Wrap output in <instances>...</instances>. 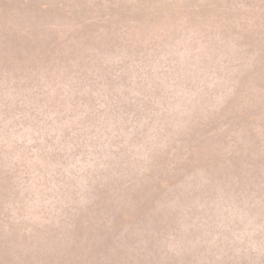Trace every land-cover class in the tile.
Returning a JSON list of instances; mask_svg holds the SVG:
<instances>
[{"label": "rangeland", "instance_id": "rangeland-1", "mask_svg": "<svg viewBox=\"0 0 264 264\" xmlns=\"http://www.w3.org/2000/svg\"><path fill=\"white\" fill-rule=\"evenodd\" d=\"M15 1L0 2L1 264H45L104 225L127 264H257L264 0H222L255 13L236 31L237 14L199 16L211 0ZM232 98L257 118L243 130Z\"/></svg>", "mask_w": 264, "mask_h": 264}, {"label": "trees", "instance_id": "trees-1", "mask_svg": "<svg viewBox=\"0 0 264 264\" xmlns=\"http://www.w3.org/2000/svg\"><path fill=\"white\" fill-rule=\"evenodd\" d=\"M15 0H0L1 4H5L6 6L10 5V7H13L15 4L16 5H20L22 6V4H25V2H17ZM167 1V3L172 2V0H165ZM140 2H142L143 4H146V0H137V2H135V5L137 3H139V5L141 4ZM210 3H206L204 7L202 8H198L197 12H200L199 16H206L208 14H224L226 17H232V14H239L238 10H234L233 7L230 4H224V2L222 0H211L209 1ZM255 3H259V0H256ZM173 4H175L174 6H172V10H175L177 13L180 12V7L179 5H176L175 1L173 2ZM133 4H128L126 5V11L129 13H133V8L134 6ZM45 5H41V8H44ZM255 8V7H254ZM191 12L195 13L194 10L192 9ZM110 14V13H109ZM111 15V14H110ZM153 14H151L150 12H148L147 16L148 18L151 17ZM231 15V16H230ZM242 15V17H241ZM255 13H249V12H245L244 14H240L237 16V18H233L232 19V25L233 28H235V31L237 29V26L235 25V22L239 23L238 25L241 26L242 28H246L249 27L247 22L251 19H253ZM262 16V15H261ZM111 18V17H110ZM153 19V17H152ZM242 21V22H241ZM256 23H252L251 27H256L255 25ZM230 25V24H229ZM213 28H215L213 26ZM211 29V28H210ZM251 31L252 33H254L251 29H249L247 32ZM259 35L258 33L255 34V36ZM257 40V43L259 44L261 40ZM243 46H245L243 44ZM247 47V46H246ZM264 48V45L262 46ZM245 48V47H244ZM258 46H254L253 45V51L256 52V56L259 57L260 53L264 54V49H257ZM260 65L255 69L252 70V72H255V74H257V77L261 78L262 81L258 86V94L259 95H264V71L261 73V71L263 69H259ZM257 88V87H256ZM255 88V89H256ZM238 98V95L236 96V99ZM231 101L230 104V109H231V116L230 119H232L233 121L236 122V124L239 125V128H241L243 130V125H247L249 124V122H251L252 120H254V118H256L255 114L253 115L252 110H250L249 107H245V108H241L239 106H235L234 104H232L233 102ZM264 101V100H263ZM256 105V104H255ZM257 119V118H256ZM240 129V131H241ZM214 131V130H213ZM261 136L264 137V122L262 124L259 125L258 127V132ZM243 134V133H242ZM243 138V136H242ZM242 140H240V142H235L232 143L231 147L234 149H241L240 146H242L241 144ZM247 156L252 157V152L251 150H247ZM233 157H239L237 156V154H234ZM244 157V156H241ZM258 157L264 159V157L259 156ZM232 159H224L221 162H219V157H218V149H216L215 154L212 155V159L211 164H213V166H217L219 163H221L219 165L222 166L224 165L225 167H230V161ZM255 167L254 170L251 169H246V171H249L250 173H252L255 177V181L254 182V189H260L263 194H264V169H262V166L264 167V162H256L254 163ZM262 165V166H261ZM233 169H235V167H233ZM253 181L250 182L249 186H252ZM178 181H174V182H170L167 179H163V177H159L157 179V181L150 186L149 188L155 187L157 186L158 188H171V187H175L177 185ZM237 183H241L240 180L236 179ZM216 181L210 180L209 184L210 186L215 185ZM147 187L144 186L143 189H146ZM147 190V189H146ZM263 204L264 202L262 200H260ZM123 212V210H122ZM123 213L120 215L119 218L123 217ZM79 216V215H78ZM78 218L75 219V226H72V229H76L77 226L79 225L78 222ZM74 223H72L73 225ZM104 228H101V230H99L97 233L95 232V234L93 235H82L78 238H81L80 240H78L77 243H74L72 241L69 242V248L71 249V252L66 254L65 251L61 254L60 252L56 251L55 248H51L49 250V252L51 253V257L46 258L47 260L45 261V264H127V258H126V251L122 245V247H119L120 244L114 243V237L111 236L108 232V228L106 225H104ZM79 232V231H78ZM75 233V232H74ZM79 234V233H78ZM85 234V233H83ZM85 236V237H84ZM92 236V237H91ZM84 237V238H83ZM45 241H48V246L53 245V243H56L58 240H56V238H48V239H42V242L44 243ZM42 243V249H44ZM52 247V246H51ZM263 253L260 255V259L257 261V264H264V247H263ZM40 260V259H38ZM257 260V259H256ZM24 262V264H33L32 258H27L24 260V258L21 257H14L12 259H9L7 262H3L5 264H20ZM2 262H0L1 264ZM35 264V263H34ZM132 264V262H131Z\"/></svg>", "mask_w": 264, "mask_h": 264}]
</instances>
